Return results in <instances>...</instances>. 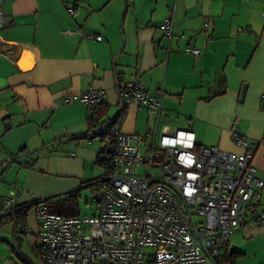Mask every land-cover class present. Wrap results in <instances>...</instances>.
<instances>
[{
  "label": "crops",
  "instance_id": "0c3cea01",
  "mask_svg": "<svg viewBox=\"0 0 264 264\" xmlns=\"http://www.w3.org/2000/svg\"><path fill=\"white\" fill-rule=\"evenodd\" d=\"M0 8V211L90 187L103 173L102 141L90 110L62 96L102 89L109 116L123 107L119 88L134 80L152 93L163 88L162 123L192 129L199 146L241 152L233 131L258 139L253 163L264 180V0H0ZM171 14L168 40L160 25ZM123 110L122 132L148 134L147 107ZM2 229L13 240L10 216ZM37 233L33 205L21 244L33 264ZM225 250L233 264H264V226L245 219Z\"/></svg>",
  "mask_w": 264,
  "mask_h": 264
},
{
  "label": "built area",
  "instance_id": "2783aa9c",
  "mask_svg": "<svg viewBox=\"0 0 264 264\" xmlns=\"http://www.w3.org/2000/svg\"><path fill=\"white\" fill-rule=\"evenodd\" d=\"M6 22L0 8V29ZM160 29L172 38V14ZM185 51L200 53L190 47ZM163 95V88L152 93L139 80L121 87L123 108L131 103L147 107L154 117L151 129L148 134L122 132L124 110L113 126L98 129L104 151L103 173L90 183L95 211L89 217L63 216L50 212L43 201L35 203V264H221L241 222L264 226V180L253 163L260 141L233 131L241 152L199 146L192 129L161 123ZM105 96L89 86L64 94L61 102H80L94 112ZM8 203L0 211V229L15 209Z\"/></svg>",
  "mask_w": 264,
  "mask_h": 264
},
{
  "label": "trees",
  "instance_id": "16d2710c",
  "mask_svg": "<svg viewBox=\"0 0 264 264\" xmlns=\"http://www.w3.org/2000/svg\"><path fill=\"white\" fill-rule=\"evenodd\" d=\"M119 92H120V88H119ZM108 110H109L108 105L102 102L100 105H98V107L96 108L94 112H91L89 116V122L92 126H94L92 133L94 134L97 133L95 132V130L98 129L102 124H104L105 122H107L108 120L112 118V117L109 118ZM122 110H123V107L120 109V112L117 118L107 128L113 126L118 121L119 115L122 112ZM103 151H104V148L102 147L100 154L98 155L97 160H96L99 166H101L103 163V156H102ZM19 155L20 154H17V156ZM35 155L36 153L30 155L32 157H30L31 162L28 163L29 167H32L34 165L35 160H36ZM16 159L17 158L15 156L12 161H16ZM64 201L67 203L68 208L71 210V214L69 215H77L76 211L73 208L75 204L77 203V195L70 194L67 199H64ZM43 202H45L46 204H49V199H45L43 200ZM33 205L34 204H26L22 206L16 205L15 209L9 215L13 221V231L15 234L14 240L16 242V246L14 245V241L12 243L8 242V245L11 251L18 255L19 259H21L22 261L28 262V264H33V263L28 258H26L24 253L21 251V244H22V235L24 234V231L27 225V215L31 207H33ZM220 262L221 264H233V253H230L227 250L222 252L220 256Z\"/></svg>",
  "mask_w": 264,
  "mask_h": 264
},
{
  "label": "rangeland",
  "instance_id": "374dc122",
  "mask_svg": "<svg viewBox=\"0 0 264 264\" xmlns=\"http://www.w3.org/2000/svg\"><path fill=\"white\" fill-rule=\"evenodd\" d=\"M113 115V111L110 112L109 118ZM100 172H103V170H100ZM74 194L77 195V203L73 207L76 211V214L83 217H89L93 215L95 211V205L91 202L92 186L82 188ZM69 195V193H64L58 196L51 197L49 199V204H46L48 210L52 213L63 216L71 214V210L68 208L67 203L64 201V199H67ZM6 242L12 243V236L3 232V229H0V262H3L5 259H10L9 261L17 262L19 260L18 255L11 251L9 245ZM21 251L24 254L27 253L33 260L36 259L35 255L32 252L31 246L27 242L22 245Z\"/></svg>",
  "mask_w": 264,
  "mask_h": 264
},
{
  "label": "water",
  "instance_id": "95a60500",
  "mask_svg": "<svg viewBox=\"0 0 264 264\" xmlns=\"http://www.w3.org/2000/svg\"><path fill=\"white\" fill-rule=\"evenodd\" d=\"M1 4H2V3H1ZM244 91H245V86H242V88H241V97L244 95ZM120 99H121V98H120ZM121 103H122V101H121ZM119 112H120V110L117 111V112L113 115V117H112L110 120H108L107 122H105L104 124H102L98 129H106L109 125H111V124L113 123V121L117 118ZM98 129H96L95 131L97 132ZM18 191H19V190H18ZM11 205H12L13 207H15V206H16V200L13 201ZM14 237H15V234H14V236H13V241H14V245L16 246V242H15V240H14Z\"/></svg>",
  "mask_w": 264,
  "mask_h": 264
}]
</instances>
